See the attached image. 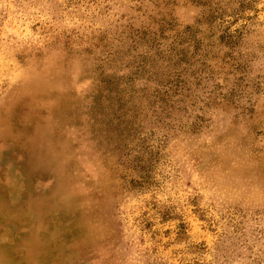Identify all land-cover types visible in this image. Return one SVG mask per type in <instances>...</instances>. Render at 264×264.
<instances>
[{
  "label": "rangeland",
  "instance_id": "374dc122",
  "mask_svg": "<svg viewBox=\"0 0 264 264\" xmlns=\"http://www.w3.org/2000/svg\"><path fill=\"white\" fill-rule=\"evenodd\" d=\"M0 264H264V0H0Z\"/></svg>",
  "mask_w": 264,
  "mask_h": 264
},
{
  "label": "bare ground",
  "instance_id": "6f19581e",
  "mask_svg": "<svg viewBox=\"0 0 264 264\" xmlns=\"http://www.w3.org/2000/svg\"><path fill=\"white\" fill-rule=\"evenodd\" d=\"M20 169L19 165H15L14 169ZM23 184L22 179H17L13 181V185L15 187L21 186ZM23 226L25 227L24 232H31L36 235V240L34 243L35 247H39L42 243L47 242L48 248L52 249L55 248V243H61L58 241L60 238L66 241L68 236H71V233L68 232L66 229H45L42 225L37 223L35 219L31 221H23ZM39 224V225H38ZM62 244V243H61Z\"/></svg>",
  "mask_w": 264,
  "mask_h": 264
}]
</instances>
